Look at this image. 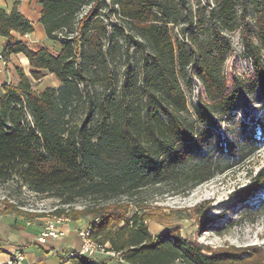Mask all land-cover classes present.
<instances>
[{"label": "trees", "instance_id": "16d2710c", "mask_svg": "<svg viewBox=\"0 0 264 264\" xmlns=\"http://www.w3.org/2000/svg\"><path fill=\"white\" fill-rule=\"evenodd\" d=\"M110 1L151 49L143 72L128 73L119 96L111 98L96 89L112 82L96 33L106 0L38 1L40 23L48 41L59 43L58 54L47 48L33 50L13 35L35 31L20 11L22 0H16L9 12L0 9V36L6 39L2 54L7 59L23 55L30 64L29 73L17 68L18 84L4 85L0 94V180L19 176L35 193L54 194L66 205L92 200V206L55 214L75 222L91 217L92 239L119 254L123 264H264V248L215 250L176 230L154 236L147 226L150 215L132 212L134 197L150 187L177 182L178 192L186 194L243 166L260 150L258 133L264 132V124H241L234 141L216 138L213 130L215 116L235 114L243 92L258 89L264 95V0H221L213 12L225 29L241 27L253 63L250 78L236 77L231 83L224 76L231 49L227 40L215 36L198 43L193 56L175 44L169 30L177 17L175 0ZM249 4L255 11L254 25L245 19ZM87 6L90 11L80 18ZM88 36L90 53L82 47ZM192 63L206 95L198 100L194 119L180 85L183 79L190 88L187 73ZM47 75L60 87L38 93L33 83ZM263 187L264 166L254 176L251 171L249 184L234 196L246 203ZM259 208L264 213V202ZM7 210L16 209L10 205ZM72 260L97 264L79 256Z\"/></svg>", "mask_w": 264, "mask_h": 264}, {"label": "rangeland", "instance_id": "374dc122", "mask_svg": "<svg viewBox=\"0 0 264 264\" xmlns=\"http://www.w3.org/2000/svg\"><path fill=\"white\" fill-rule=\"evenodd\" d=\"M175 1L178 6L177 17L174 23L169 24V30L177 46L182 45L188 55L193 56L198 43L218 36L223 41L227 40L231 45L224 65L225 79L231 83L236 77L248 79L253 75L254 67L243 44L241 27L235 31L227 30L213 17V12L218 8L221 0ZM7 2L10 4L12 0H7ZM90 9L88 6L82 8L79 17L85 16ZM116 9L117 7L110 0H106L97 19L98 28L96 29L103 51L107 54L112 75V82L107 83V87L97 85L96 89L102 96L105 95L108 98L119 96L120 85L128 73L139 75L143 72V61L151 53L149 43L139 35L131 22L116 12ZM243 9L241 5L238 7L240 24ZM252 9V5L249 4L245 19L246 22L254 25L255 11ZM103 26L106 27V33ZM115 28L119 30L116 32ZM36 39L37 44L43 45L53 54H58L60 50L58 42L39 40L37 35ZM90 45L88 36L82 42L86 53L93 51ZM262 60L264 61V53H262ZM14 62L29 73L30 67H24L19 59ZM192 65L193 63L187 73L190 88L186 86L187 82L183 79L180 80V85L189 102L190 117L194 119V108L198 100L201 97L205 99L206 95L202 83L193 74ZM9 70L10 65L4 73ZM15 77L17 81L19 77L17 78L16 75L10 78L11 81H14ZM33 86L38 93H44L48 89H58L60 83L54 76L47 75L41 82L35 81ZM0 94H2L1 89ZM214 123L213 131L216 138L234 141L241 124H264V95L258 89L243 92L238 99L235 114L231 118L217 115ZM258 135L262 140L260 150L243 166L218 174L186 194L178 192L180 190L176 188L178 187L177 182L170 181L157 187H150L134 197L135 204L132 212L139 211L150 215L147 226L154 236L176 230L183 238L198 241L215 250L229 246L264 248V213L259 208L264 202V187L260 189L255 198L246 203L240 202L234 196L235 192L249 184L251 171L254 176L264 166V132H259ZM207 151V149L204 150V152ZM180 186L183 187V184ZM10 205L16 210L9 212L7 207ZM92 205L93 202L89 199H78L73 204L66 205L54 194H37L19 176L7 181L0 180V234L5 239H22L24 245H27L30 240L39 243V238L50 223L60 218L55 214L57 211L81 210ZM69 220L75 222L71 218ZM81 220L83 225L81 228L92 225L93 222L91 217ZM70 222H61L56 226L63 231L61 226ZM46 240L52 242L54 247L59 243L58 240L52 238ZM80 248L74 251H79ZM70 254L68 257L71 256ZM89 260L97 264H123L118 257L107 254H99ZM69 261H72V257L65 263Z\"/></svg>", "mask_w": 264, "mask_h": 264}, {"label": "crops", "instance_id": "0c3cea01", "mask_svg": "<svg viewBox=\"0 0 264 264\" xmlns=\"http://www.w3.org/2000/svg\"><path fill=\"white\" fill-rule=\"evenodd\" d=\"M39 0H22L20 5V11L28 18L34 25V33L26 36H20L18 33L13 35L22 41L30 48H45L43 45L37 44L36 35L39 40L48 41L45 29L40 23L42 7L40 6ZM16 0L7 2V0H0V9H5L8 12L13 9ZM6 39L0 36V54H2ZM20 60L24 67H30L29 61L23 55H12L9 57L10 70L6 73L0 74V89L6 84H18L19 78L16 74V69L19 67L14 61ZM22 69V67H19ZM14 75L17 76L14 81H11ZM50 76V75H49ZM82 220L76 222H70L69 224H63L61 228L67 233L65 240H58L59 243L55 247L52 242L46 241L45 244L38 243L34 240H30L27 245H24L22 239L11 240L4 238L0 234V264H10L15 259L18 250H22L24 253V261L21 264H72L73 260L65 263L71 256L68 257L69 253H72L76 248L81 246V238L78 235V229L83 225ZM63 241V242H62ZM49 246V247H46ZM71 255V254H70Z\"/></svg>", "mask_w": 264, "mask_h": 264}, {"label": "built area", "instance_id": "2783aa9c", "mask_svg": "<svg viewBox=\"0 0 264 264\" xmlns=\"http://www.w3.org/2000/svg\"><path fill=\"white\" fill-rule=\"evenodd\" d=\"M10 62L9 59H7L3 54H0V74L4 73V71L7 70L9 67ZM61 222H70L69 218L67 217H60L56 219V222L50 223L47 230L42 234V236L39 238V242L42 244L46 243L47 238H52L54 240H63L66 237V233L62 230H60L56 225ZM92 229L91 225L80 228L78 230V235L81 238V248L79 251H74L71 253V257H84L87 259H93L95 256L101 254H107L111 255L113 257H119V254L108 252L107 247L108 246H102L99 245L96 241L92 239L91 236ZM24 253L22 250H18L16 257L10 264H21L24 261Z\"/></svg>", "mask_w": 264, "mask_h": 264}]
</instances>
